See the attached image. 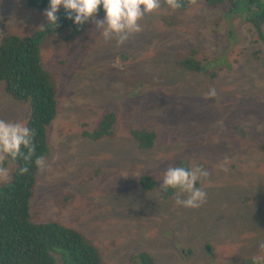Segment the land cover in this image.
Returning <instances> with one entry per match:
<instances>
[{
  "label": "rangeland",
  "instance_id": "obj_1",
  "mask_svg": "<svg viewBox=\"0 0 264 264\" xmlns=\"http://www.w3.org/2000/svg\"><path fill=\"white\" fill-rule=\"evenodd\" d=\"M45 10L0 0V40L39 30ZM245 17L196 4L182 15L160 7L119 47L94 21L74 42L65 41L68 30L49 36L40 56L56 83L57 112L33 217L76 230L104 264H139L141 251L155 264H264V41ZM192 50L201 73L177 65ZM109 112L117 118L112 138L83 136ZM27 117V105L0 84V120ZM139 128L157 133L152 149L129 136ZM179 159L207 171L199 208L178 206L177 192L159 195L163 173ZM0 167L8 170L1 186L14 166L4 157ZM143 175L157 187L141 190Z\"/></svg>",
  "mask_w": 264,
  "mask_h": 264
},
{
  "label": "trees",
  "instance_id": "obj_2",
  "mask_svg": "<svg viewBox=\"0 0 264 264\" xmlns=\"http://www.w3.org/2000/svg\"><path fill=\"white\" fill-rule=\"evenodd\" d=\"M33 10H45L49 0H24ZM182 6L172 10L166 0H161V8L184 14L194 4L209 9H220L228 16L245 14V21L251 26L256 42L264 41V0H181ZM55 26L43 25L27 36L7 35L0 40V84L4 92L15 102L28 107L26 125L35 130V154L29 161L18 158L6 159L14 166L7 182L0 186V264H104L97 247L88 242L79 232L56 221H37L31 212V200L39 170L35 159L47 152L48 128L57 112V88L53 76L44 69L40 48L49 36L68 30L65 38L74 42L85 32L91 22L77 28L66 18L63 8L57 13ZM104 17L100 10L96 19ZM168 27H173L166 23ZM252 34V35H253ZM60 64V63H59ZM178 67L188 73H201L204 64L192 50L178 59ZM217 73V72H216ZM117 118L114 112L104 114L91 132L83 136L95 142L113 137ZM129 136L140 150L152 149L158 140L153 129H130ZM26 152V150H23ZM186 159L175 161L172 167H190ZM204 169V165L202 166ZM27 167L21 175L20 169ZM200 182H197L199 187ZM138 185L148 192L157 187L153 177L143 175ZM160 188V187H159ZM176 193L159 189L161 199L168 200ZM134 259L139 264H155L153 256L145 251L138 252Z\"/></svg>",
  "mask_w": 264,
  "mask_h": 264
},
{
  "label": "clouds",
  "instance_id": "obj_3",
  "mask_svg": "<svg viewBox=\"0 0 264 264\" xmlns=\"http://www.w3.org/2000/svg\"><path fill=\"white\" fill-rule=\"evenodd\" d=\"M167 7L176 10L182 6L181 0H166ZM161 7V0H49L44 16L47 25L57 24V13L64 9L66 18L77 28L88 22H95L96 28L106 41L115 40L116 46L123 45L130 36L139 33L141 21ZM102 10L104 18L96 20L98 12ZM214 95L212 89L208 93ZM35 130L22 122H8L0 120V159L11 158L13 161L22 158L31 160L35 154ZM23 150H26L23 151ZM35 166L44 170L45 158L39 156L34 161ZM28 168L20 169V174L27 173ZM207 171L199 165L191 167H169L162 176L159 189L167 192L175 190L178 193L176 204L184 208H199L207 198V193L197 187V182ZM8 170L0 167V178L7 179ZM183 197V198H181Z\"/></svg>",
  "mask_w": 264,
  "mask_h": 264
},
{
  "label": "water",
  "instance_id": "obj_4",
  "mask_svg": "<svg viewBox=\"0 0 264 264\" xmlns=\"http://www.w3.org/2000/svg\"><path fill=\"white\" fill-rule=\"evenodd\" d=\"M206 250L208 251L209 249H208V248H206Z\"/></svg>",
  "mask_w": 264,
  "mask_h": 264
},
{
  "label": "flooded vegetation",
  "instance_id": "obj_5",
  "mask_svg": "<svg viewBox=\"0 0 264 264\" xmlns=\"http://www.w3.org/2000/svg\"><path fill=\"white\" fill-rule=\"evenodd\" d=\"M209 252V251H208Z\"/></svg>",
  "mask_w": 264,
  "mask_h": 264
}]
</instances>
